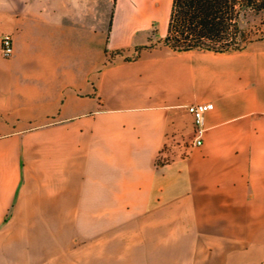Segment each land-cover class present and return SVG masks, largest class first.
<instances>
[{
  "label": "crops",
  "instance_id": "0c3cea01",
  "mask_svg": "<svg viewBox=\"0 0 264 264\" xmlns=\"http://www.w3.org/2000/svg\"><path fill=\"white\" fill-rule=\"evenodd\" d=\"M170 9L0 0V264H264V40L127 61Z\"/></svg>",
  "mask_w": 264,
  "mask_h": 264
},
{
  "label": "trees",
  "instance_id": "16d2710c",
  "mask_svg": "<svg viewBox=\"0 0 264 264\" xmlns=\"http://www.w3.org/2000/svg\"><path fill=\"white\" fill-rule=\"evenodd\" d=\"M263 10L264 0H171L166 35L158 44L178 52L241 50L245 48L241 20ZM150 48L137 47L135 56L126 60H136ZM104 53L107 55L106 50ZM118 55L121 52H115Z\"/></svg>",
  "mask_w": 264,
  "mask_h": 264
},
{
  "label": "built area",
  "instance_id": "2783aa9c",
  "mask_svg": "<svg viewBox=\"0 0 264 264\" xmlns=\"http://www.w3.org/2000/svg\"><path fill=\"white\" fill-rule=\"evenodd\" d=\"M1 54L4 58L12 55L13 44L9 35H3L0 39ZM212 103H201L186 107L188 114L192 118V136L191 140L183 148H197L202 146L203 136L206 132L205 116L213 110Z\"/></svg>",
  "mask_w": 264,
  "mask_h": 264
},
{
  "label": "rangeland",
  "instance_id": "374dc122",
  "mask_svg": "<svg viewBox=\"0 0 264 264\" xmlns=\"http://www.w3.org/2000/svg\"><path fill=\"white\" fill-rule=\"evenodd\" d=\"M240 27L244 30L245 47L252 42L264 40V10L257 14L249 13L245 19L241 20ZM157 32L158 27L155 25L148 32V42L151 47L158 45ZM135 54L134 49L130 57L135 56ZM107 58L111 61L115 58V53L108 55Z\"/></svg>",
  "mask_w": 264,
  "mask_h": 264
}]
</instances>
